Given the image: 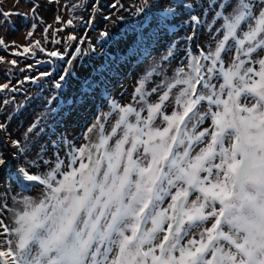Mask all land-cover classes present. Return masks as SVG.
<instances>
[{"label":"snow or ice","instance_id":"snow-or-ice-1","mask_svg":"<svg viewBox=\"0 0 264 264\" xmlns=\"http://www.w3.org/2000/svg\"><path fill=\"white\" fill-rule=\"evenodd\" d=\"M204 3L211 20L193 14L190 21L206 25L214 47L186 53L187 63L150 91L156 69L148 71L129 103L109 100L86 143L64 141L66 163L57 156L51 165L42 148L17 166L15 183L41 186V195L0 208L13 224L0 219V264H264V0Z\"/></svg>","mask_w":264,"mask_h":264},{"label":"rangeland","instance_id":"rangeland-1","mask_svg":"<svg viewBox=\"0 0 264 264\" xmlns=\"http://www.w3.org/2000/svg\"><path fill=\"white\" fill-rule=\"evenodd\" d=\"M186 4L192 7L182 6ZM205 6L204 0H0V13H12L6 22L0 20V38L7 44L0 47V85L8 84L0 91V125L4 126L0 128V157L6 161L0 168V208L6 203L11 209L13 197L40 198L41 186L23 189L15 183L17 166H27L42 148L51 165L57 156L66 163L64 141L76 147L86 143L84 133L109 111V100L129 103L148 71L156 69L146 85L150 91L187 63L186 53L214 47L206 25L193 27L190 21L193 14L210 21L211 15L202 14ZM32 7H36L35 15ZM168 9L172 11L165 20ZM68 20L73 21L71 26L64 23ZM29 31L33 32L30 37ZM189 35L193 39H187ZM69 36L76 39L69 40ZM173 43L175 56L162 60ZM34 44L29 53L12 54ZM53 51L63 58L49 55ZM10 60H16V66ZM61 75H65L63 81ZM56 83L61 84L59 89ZM149 99L154 102L157 97L153 94ZM167 111L170 114L171 107ZM13 140L20 141L19 149L13 147ZM0 219L13 226L10 212L0 210Z\"/></svg>","mask_w":264,"mask_h":264},{"label":"trees","instance_id":"trees-1","mask_svg":"<svg viewBox=\"0 0 264 264\" xmlns=\"http://www.w3.org/2000/svg\"><path fill=\"white\" fill-rule=\"evenodd\" d=\"M143 45V43L141 42L140 44H138L137 46H139L140 48V50H141V46ZM133 55V54H132Z\"/></svg>","mask_w":264,"mask_h":264}]
</instances>
